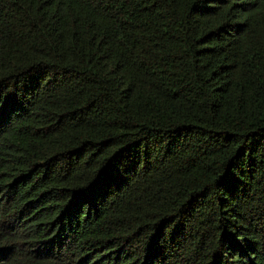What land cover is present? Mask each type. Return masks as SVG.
<instances>
[{
  "label": "trees",
  "instance_id": "obj_1",
  "mask_svg": "<svg viewBox=\"0 0 264 264\" xmlns=\"http://www.w3.org/2000/svg\"><path fill=\"white\" fill-rule=\"evenodd\" d=\"M0 264H264V0H0Z\"/></svg>",
  "mask_w": 264,
  "mask_h": 264
}]
</instances>
